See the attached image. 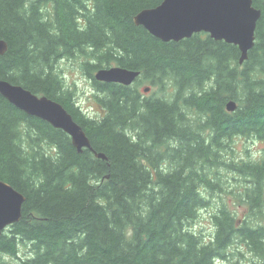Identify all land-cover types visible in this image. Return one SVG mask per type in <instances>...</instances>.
<instances>
[{
    "label": "trees",
    "instance_id": "trees-1",
    "mask_svg": "<svg viewBox=\"0 0 264 264\" xmlns=\"http://www.w3.org/2000/svg\"><path fill=\"white\" fill-rule=\"evenodd\" d=\"M162 2L0 0V79L60 103L107 157L79 153L0 95V181L26 198L0 236V264H219L239 245L264 264V160H223L233 137L264 140V0H253L262 17L244 64L237 46L206 33L163 42L134 23ZM78 54L96 61L88 76L103 117L88 115L56 70ZM111 66L141 76L131 86L94 78ZM144 83L158 91L141 94ZM220 165L249 178L248 213L220 199L206 235L194 227L222 187Z\"/></svg>",
    "mask_w": 264,
    "mask_h": 264
},
{
    "label": "water",
    "instance_id": "water-1",
    "mask_svg": "<svg viewBox=\"0 0 264 264\" xmlns=\"http://www.w3.org/2000/svg\"><path fill=\"white\" fill-rule=\"evenodd\" d=\"M261 17L262 12L254 7L253 0H164L158 7L138 13L134 23L163 42H179L195 34L207 33L216 41L238 46L239 62L243 64L255 47ZM8 49V43L0 39V56ZM139 76L138 72L114 66L99 70L94 78L130 85ZM0 95L28 116L64 131L79 153L89 149L98 158H106L93 149L82 126L60 103L4 79H0ZM237 108L233 100L227 104L228 112H235ZM25 200L14 187L0 181V236L8 227L21 221Z\"/></svg>",
    "mask_w": 264,
    "mask_h": 264
},
{
    "label": "rangeland",
    "instance_id": "rangeland-1",
    "mask_svg": "<svg viewBox=\"0 0 264 264\" xmlns=\"http://www.w3.org/2000/svg\"><path fill=\"white\" fill-rule=\"evenodd\" d=\"M87 63H96V61H93L88 55L78 54L75 57L58 61L56 70L63 78L66 88L75 93L78 105L94 118L103 117L104 111L97 100L98 92L93 80L88 76ZM93 74L95 77V72ZM148 83L139 87L141 94L149 96L153 91H158V87H153L150 93L144 92L143 89L149 86ZM227 144L228 147L223 152V160L230 156L236 162L240 159L252 160V163L264 160V140L236 136L228 140ZM215 173L219 174L217 177L222 179V187L218 192L209 196L212 206L200 212L199 220L194 227L196 231H201L206 235L214 233L213 214L220 205V199L226 202L233 211H236L240 218H244L248 213L247 204L241 199V193L250 185L249 178L237 172H229L225 165H220ZM205 193L208 195L207 191ZM238 249L240 254L234 251L233 256H230L228 260H221L219 264H256V260L247 251V248L239 245Z\"/></svg>",
    "mask_w": 264,
    "mask_h": 264
},
{
    "label": "bare ground",
    "instance_id": "bare-ground-1",
    "mask_svg": "<svg viewBox=\"0 0 264 264\" xmlns=\"http://www.w3.org/2000/svg\"><path fill=\"white\" fill-rule=\"evenodd\" d=\"M163 1H164V0H163ZM158 6H159V5H158ZM158 6H157V7H158ZM155 8H156V7H155ZM150 9H153V8H150ZM144 10H145V9H144ZM142 11H143V10H142ZM140 12H141V11H140ZM140 12H139V13H140ZM209 36H210V35H209ZM213 40H214V39H213ZM215 41H216V40H215ZM225 43H226V42H225ZM227 44H228V43H227ZM231 45H232V44H231ZM255 45H256V44H255ZM235 46H236V45H235ZM237 47H238V46H237ZM238 48H239V47H238ZM248 59H249V58H248ZM239 61H240V59H239ZM245 62H246V61H245ZM245 62H244V63H245ZM239 63H240V62H239ZM244 63H243V64H244ZM113 67H114V66H111V67H109V68H102V69H111V68H113ZM121 68H122V67H121ZM102 69H100V70H102ZM124 69H126V68H124ZM127 70H129V69H127ZM98 71H99V70H98ZM98 71H97V72H98ZM131 71H133V72H138V73L140 74V76H141V72H140V71H134V70H131ZM97 72H96L95 74H97ZM140 76H139V77H140ZM139 77H138V78H139ZM136 80H137V79H136ZM136 80H135V81H136ZM97 81L102 82V83H108V82L103 81V80H97ZM135 81H134L132 84H130V85H124V84H122V85H124V86H131V85H133V84L135 83ZM116 84H121V83H116ZM147 90H148V91H147ZM143 91H144V92H149V93H150L151 88H150V87H145V88L143 89ZM230 101H232V100H230ZM230 101H229V102H230ZM233 101H234V100H233ZM229 102H228V103H229ZM235 102H236V101H235ZM228 103H227V104H228ZM226 109H227V105H226ZM227 111H228V110H227ZM72 143H73V142H72ZM93 149H94V148H93ZM101 154H103V153H101ZM103 155H104V154H103ZM104 156L106 157V155H104ZM102 159H103V158H102ZM104 160H107V157H106Z\"/></svg>",
    "mask_w": 264,
    "mask_h": 264
}]
</instances>
